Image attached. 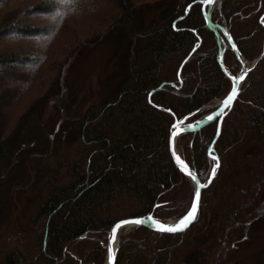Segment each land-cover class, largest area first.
I'll use <instances>...</instances> for the list:
<instances>
[{"label":"trees","instance_id":"1","mask_svg":"<svg viewBox=\"0 0 264 264\" xmlns=\"http://www.w3.org/2000/svg\"><path fill=\"white\" fill-rule=\"evenodd\" d=\"M51 6L0 0V264H103L116 221L190 208L195 187L172 158V125L229 93L220 48L227 72L241 63L219 45L201 0H75L59 20ZM221 12L245 60L259 57L264 0H223ZM111 36L123 41L122 79L71 116L69 70ZM218 122L178 142L202 182L219 160L195 222L180 233L135 227L115 264H232L264 230V57L215 140Z\"/></svg>","mask_w":264,"mask_h":264},{"label":"rangeland","instance_id":"2","mask_svg":"<svg viewBox=\"0 0 264 264\" xmlns=\"http://www.w3.org/2000/svg\"><path fill=\"white\" fill-rule=\"evenodd\" d=\"M215 9L218 10L219 12L220 23L217 22L214 23L223 25L224 23L223 18L225 17L223 16L221 10L217 8V6L213 8L212 12ZM211 19H212V13H211ZM220 35L221 37L224 38L223 42L226 43V41L228 40L221 30H220ZM115 37L116 36H111L110 38L104 39L101 42L97 43L96 45L87 48L83 53L82 57H80L77 60V62L70 68L69 82L71 84V88L74 93L72 108L69 113L71 116L81 111H84L87 107H89L92 104L101 103L104 100H106L113 93L118 83L121 81L122 79L121 64L123 65L124 63V56L121 48L123 41L121 40V38L119 37L115 38ZM112 62L115 64L118 62L119 64L111 66ZM219 100L222 99H215L211 104H207V105H216L218 104ZM49 107L50 106L46 108V112L44 113L43 116L44 118L54 114V111ZM204 108L206 107H203V109ZM212 108L215 109V106ZM207 113L208 112L204 113L203 115H201V117H203ZM200 118L196 120H199ZM178 148L181 154L183 155L179 143H178ZM169 220H176V219H169ZM134 228L135 227L130 228L129 230L123 232L121 234V241L122 238L126 236ZM108 231L106 232V236ZM121 241H120V245H121ZM263 252H264V230L260 232L259 236L255 237L254 239L245 243L242 246L240 251L232 258V264H260L258 260L261 258V254ZM106 261H107V254L103 264H106ZM261 263L264 264V261H261Z\"/></svg>","mask_w":264,"mask_h":264},{"label":"water","instance_id":"3","mask_svg":"<svg viewBox=\"0 0 264 264\" xmlns=\"http://www.w3.org/2000/svg\"><path fill=\"white\" fill-rule=\"evenodd\" d=\"M222 1L223 0H213V3H212L211 6L206 5V4L203 3L204 16H205V19H206V22H207V26L209 27V29H211L217 35L219 45H221V43L224 40V38L221 37V35H220V30L226 36V38H227L230 46L232 47V49H233L236 57L238 58V60H240L241 69L238 72V74L235 75V76L229 74L227 72V70H226L225 65H224V52H225V49L224 48H220V62H221V66H222L223 70L228 74V76L230 77V79L232 81V86H231V89H230L229 92H231L232 91V88L235 87L237 89V94H236L235 98L233 99V101L230 103L229 106H224L223 105V100H224V98L226 96L222 100H219L218 104H216V105H206V106H204L206 108L207 107L209 108V107H214L215 106V109H213L212 111L208 112L206 115H204L200 119H203L204 117L209 116V115H213L214 113H216L217 111H219L218 118H216V119L213 120V121H216V120L219 121L218 122V132H217V136H216L215 140L219 136L223 119L226 116L227 112L233 107V105H234V103H235V101H236V99L238 97V94H239V92L241 90V87H242V85H243L246 77L258 65L259 61L264 57V49H263L262 54L259 57H257L255 60H253L252 62H249V61L245 60L244 56L239 51V49L237 47V44H236L235 40L233 39L230 31H229V28L227 26L226 19L223 18L224 19L223 25L215 24L214 22H212V19H211L212 10H213V8L215 6H217V8H219L221 10ZM262 21H263V18H262ZM229 37L231 39H229ZM233 45H235V47H233ZM240 76H243L244 78L243 79H239ZM233 77H236L237 79H233ZM162 86H160L157 90L161 89ZM153 92L154 91H152L151 94ZM189 118H190V116H186L185 118H183L181 120H177L176 119V121L174 123L176 125V128L175 129L172 128L171 135H170V152H171L172 158H173L176 166L185 175H187V173L183 170V167H184L185 164H187L194 171H196V168H195L194 165H191L183 157V155L181 154V152H180V150L178 148V139H179V137L183 133H185V132H196V131L200 130L202 127H204L205 125L213 122V121L209 122L208 120L204 119L203 124H197L196 123L197 120H195V121H188ZM189 124L193 125L194 127L193 128H188L187 125H189ZM173 131H175L177 133L176 136H173L172 135V132ZM213 147H214V144H212L210 146V151L213 150ZM173 153H175V155H173ZM178 160L179 161H182L183 163H179ZM218 168H219V160L217 158V164L215 166V173L213 174V172H212L210 178L206 182H202L200 180L199 176H198V179H199L200 184L204 185V187L201 188L200 195H199V198L198 199L195 197V191H194L193 199H197V211L195 213L194 218L191 220L190 223L187 224V227L183 228L182 231L170 232V231H165V230H159V225L161 223H163L164 225H167V226H174L175 223H176V221L179 218L176 219V220L163 221V220H160V219L156 218L154 216V214L150 213V214H147L145 216H139V217H131V218L121 219V220L130 221V222L121 225V227L116 230L115 234H113L112 228L115 227V225L117 223H119L121 220L116 221L111 226V228L109 229V231L107 233V261H106V264H115L116 263L117 254H118V251L120 249L121 234L123 233L122 231L126 227L133 228V227H137V226H141L142 225V226H146V227H148V228H150V229H152L154 231H158V232H162V233H180V232L186 231L195 222L196 218L198 217V214H199V211H200V203H201L202 191H203L204 188H206L212 182V179L216 175ZM196 173H197V171H196ZM197 175H198V173H197ZM188 177L191 179L190 176H188ZM192 182L194 184V187L196 188V183L193 180H192ZM149 217H151V218H149ZM136 219H140L142 222L139 223V224L131 222V221H134ZM109 244H111V250H112L111 251V259L109 258V251H108ZM80 264H82V263L80 262Z\"/></svg>","mask_w":264,"mask_h":264},{"label":"snow or ice","instance_id":"4","mask_svg":"<svg viewBox=\"0 0 264 264\" xmlns=\"http://www.w3.org/2000/svg\"><path fill=\"white\" fill-rule=\"evenodd\" d=\"M75 0H52V6H51V10L55 13V15L53 16L54 20H59L63 18V15H66L67 13H61L60 12V7L63 6L65 8H69L70 9V5L74 4ZM201 3H204L206 5L211 6L213 3V0H201ZM229 39H231L229 37ZM233 47H235V45H233ZM243 76H240L239 79H243ZM233 79H237L236 77H233ZM237 94V89L235 87L232 88V91L229 92L226 97L223 100V105L224 106H229L230 103L233 101V99L235 98ZM222 110V109H221ZM199 111V110H198ZM194 113H189V116H193ZM219 116V111H217L216 113H214L213 115H209L204 117L203 119L197 120L196 123L197 124H203L204 119L208 120L209 122L213 121L214 119L218 118ZM188 128H193L194 126L189 124L187 125ZM172 128L175 129L176 125L173 124ZM173 136H176L177 133L175 131L172 132ZM173 155H175V153H173ZM213 159L216 160L217 158L215 156H213ZM179 163H183L182 161H179ZM183 170L187 173L188 176L191 177V179L196 183V188H195V197L198 199L199 195H200V190L202 187H204V185L200 184L199 179H198V175L196 173V171L192 170L187 164L184 165ZM212 172L213 174L215 173V166H213L212 168ZM197 199H193L191 202V207L186 211V213L184 215H182V217H180L174 226H167L164 225L163 223H161L159 225V230H165V231H170V232H174V231H182L183 228L187 227V224L191 222V220L194 218L195 213L197 211ZM151 218V217H149ZM130 221H126V220H121L119 223H117L115 225V227L112 228V232L113 234H115L116 230L118 228L121 227V225L125 224V223H129ZM133 223H141L142 221L140 219H136L134 221H131ZM114 238V237H113ZM109 258L111 259V244H109Z\"/></svg>","mask_w":264,"mask_h":264},{"label":"bare ground","instance_id":"5","mask_svg":"<svg viewBox=\"0 0 264 264\" xmlns=\"http://www.w3.org/2000/svg\"><path fill=\"white\" fill-rule=\"evenodd\" d=\"M129 229H130V227H126V228H124V230L122 232H125V231H127Z\"/></svg>","mask_w":264,"mask_h":264}]
</instances>
